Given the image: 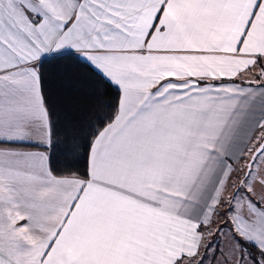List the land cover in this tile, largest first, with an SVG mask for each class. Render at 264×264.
<instances>
[{"label":"snow or ice","instance_id":"1","mask_svg":"<svg viewBox=\"0 0 264 264\" xmlns=\"http://www.w3.org/2000/svg\"><path fill=\"white\" fill-rule=\"evenodd\" d=\"M46 58L118 89L83 171L20 147ZM213 262L264 264V0H0V264Z\"/></svg>","mask_w":264,"mask_h":264},{"label":"trees","instance_id":"2","mask_svg":"<svg viewBox=\"0 0 264 264\" xmlns=\"http://www.w3.org/2000/svg\"><path fill=\"white\" fill-rule=\"evenodd\" d=\"M47 94L55 103L54 132L46 149L53 166L63 170L86 167V148L99 122L115 110L118 89L101 78L85 63L76 60L46 58L44 64ZM80 145L79 159L70 150ZM254 251V249H252Z\"/></svg>","mask_w":264,"mask_h":264},{"label":"crops","instance_id":"3","mask_svg":"<svg viewBox=\"0 0 264 264\" xmlns=\"http://www.w3.org/2000/svg\"><path fill=\"white\" fill-rule=\"evenodd\" d=\"M257 111H259V110L257 109ZM20 147H23L25 150H31V151H46V149H44V148H36V147H32L30 145H21ZM213 264H215V262H213Z\"/></svg>","mask_w":264,"mask_h":264},{"label":"rangeland","instance_id":"4","mask_svg":"<svg viewBox=\"0 0 264 264\" xmlns=\"http://www.w3.org/2000/svg\"><path fill=\"white\" fill-rule=\"evenodd\" d=\"M210 239H211V238H210ZM216 243L219 244V241H216ZM217 254H219V253H217Z\"/></svg>","mask_w":264,"mask_h":264}]
</instances>
